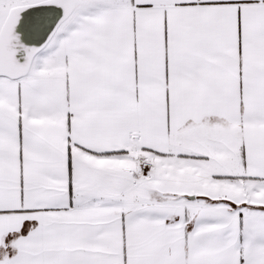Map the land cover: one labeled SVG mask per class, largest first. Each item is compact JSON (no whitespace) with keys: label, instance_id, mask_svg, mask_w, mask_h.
I'll return each instance as SVG.
<instances>
[{"label":"snow or ice","instance_id":"obj_1","mask_svg":"<svg viewBox=\"0 0 264 264\" xmlns=\"http://www.w3.org/2000/svg\"><path fill=\"white\" fill-rule=\"evenodd\" d=\"M0 264H264V0H0Z\"/></svg>","mask_w":264,"mask_h":264}]
</instances>
